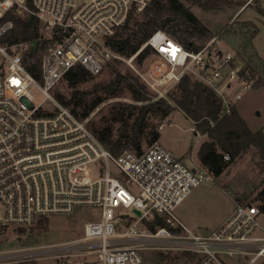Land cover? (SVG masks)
Listing matches in <instances>:
<instances>
[{"label": "built area", "instance_id": "2783aa9c", "mask_svg": "<svg viewBox=\"0 0 264 264\" xmlns=\"http://www.w3.org/2000/svg\"><path fill=\"white\" fill-rule=\"evenodd\" d=\"M152 1L0 0V227H30L91 208L97 218L85 221L81 236L39 253L56 257L55 264H90V256L101 264H144L146 250L191 253L193 264H264V213L257 204L236 202L215 229L194 232L175 210L193 188L214 181L206 166L188 165L159 140L115 155L89 118L55 96L75 68L96 76L113 61L133 62L146 46L153 57L139 75L156 98L190 75L215 90L226 113L254 88L245 62L222 47L210 49L212 41L194 50L157 29L131 56L113 51L108 37ZM32 14L37 36L11 41L15 17ZM41 48L38 79L28 65ZM33 86L44 95L39 102ZM157 216L166 224L150 227ZM37 252L0 251V264L30 261Z\"/></svg>", "mask_w": 264, "mask_h": 264}, {"label": "rangeland", "instance_id": "374dc122", "mask_svg": "<svg viewBox=\"0 0 264 264\" xmlns=\"http://www.w3.org/2000/svg\"><path fill=\"white\" fill-rule=\"evenodd\" d=\"M197 1V3L188 1L185 3L212 31L213 36L196 38V43L202 48L212 41L210 49L222 47L224 50H230L239 60L245 61L243 59H246L256 68L255 78L262 81L260 84L256 83L253 89L245 92L236 106L238 104L240 112L252 129L262 128L264 130V13L259 10L260 7L264 9V0H246L240 8H237L236 3L217 7L211 4L208 6L199 4L209 0ZM235 10L236 13H234ZM250 20L255 22L258 28L255 35H253L255 27L248 24ZM152 57V55L147 56L141 63L138 62V58L133 62L122 59L113 61L101 74L96 76L65 77L54 90L55 96L63 103L71 102L70 108L75 107L81 117L89 118L90 127L101 128L103 122H107L110 117L112 104L146 102V100L135 99L134 91L129 86L130 81L141 86L140 89L148 100L157 99L156 95L143 84L139 75L147 69ZM176 90L177 87H174L169 92H176ZM31 92L34 94L35 102L41 101L44 97L36 86L32 87ZM95 97L102 98L97 106L91 102ZM170 101L173 102L171 98ZM114 125V132H117L121 124L115 123ZM155 129L159 131V142L172 150L188 165L193 166L198 161L197 154L202 135L196 131L193 120L180 108L176 107L163 119L154 114L148 115L147 127L141 143L143 148L152 143L149 139ZM257 159L258 157L251 150L242 154L220 176L215 177L214 181L193 188L176 208V215L194 232L205 234L215 229L233 210L236 196L240 195L245 197L247 202L258 204L259 201L255 198L264 187V169L257 163ZM90 171L93 177H98L99 173L95 168H91ZM96 218V211L84 208L78 209L72 215L46 217L47 222L42 226L36 223L30 227H2L0 251L30 248L38 252L37 256L31 258L29 262L55 264L56 257H43L39 252L81 236L85 221ZM260 219L264 223V215H261ZM161 253L163 257L160 264L194 263V259L178 252L146 250L144 251V264H153L157 258L161 257ZM89 259L92 260L90 264H101L92 256ZM224 259L231 261L228 256H224Z\"/></svg>", "mask_w": 264, "mask_h": 264}, {"label": "trees", "instance_id": "16d2710c", "mask_svg": "<svg viewBox=\"0 0 264 264\" xmlns=\"http://www.w3.org/2000/svg\"><path fill=\"white\" fill-rule=\"evenodd\" d=\"M186 1L198 2L197 0H153L143 12L131 14L124 24L117 27L114 34L108 37V45L113 51L128 57L134 54L155 30L163 29L183 42L187 48L200 49L201 47L195 39L212 37L213 34L186 5ZM245 2L246 0H209L199 4L204 6L211 4L220 7L236 3L237 8H240ZM259 10L264 13L263 7H260ZM15 22L11 41H23L37 36L34 26L28 23L25 16H16ZM248 24L255 27L253 31V35H255L258 31L255 22L250 20ZM151 53L152 49L146 46L138 54V62L141 63ZM41 54L42 48L36 52H31V62L28 65L29 71L38 79L41 78ZM243 60H245L246 68L249 69L255 79L254 86L256 83L260 84L262 80L255 78L256 68L249 64L246 59ZM89 75L84 68L77 67L70 71L66 77H86ZM119 76L121 75L119 74ZM129 86L134 91L136 100H146V102L141 104L114 103L110 107V117L107 122H103L101 128L91 126L101 143L109 148L113 154L120 155L125 150L136 151L141 149L148 115L154 114L163 119L178 107L193 120L196 131L206 135V139L199 146L197 156L200 163L206 166L215 177L220 176L238 157L250 150L258 157L257 163L264 169V130L262 128L252 129L236 105L231 107L230 112H223L221 100L215 90L203 81L185 75L176 85V92H169L168 97L151 101L141 91L140 85L130 81ZM170 98L173 102L170 101ZM101 100V97H95L91 102L97 106ZM70 103L65 102L64 104L69 106ZM71 109L80 116L75 107ZM115 123L121 124L117 132H114ZM158 138L159 131L155 129L149 140L153 142ZM255 199L259 201L257 205L264 213V187ZM235 201L247 202L245 197L240 195L235 197ZM46 222V218L41 219L38 221V225L42 226ZM164 224L166 222L157 216L154 222L149 223V226L154 228L156 225ZM180 254L190 259L195 258L194 254L191 253ZM162 257L163 254L161 253V257L157 258L153 264H160ZM19 264L33 263L25 261Z\"/></svg>", "mask_w": 264, "mask_h": 264}, {"label": "water", "instance_id": "95a60500", "mask_svg": "<svg viewBox=\"0 0 264 264\" xmlns=\"http://www.w3.org/2000/svg\"><path fill=\"white\" fill-rule=\"evenodd\" d=\"M33 19H34V15L32 14V15L29 17V19H28V23H29L30 25H33ZM33 43H34V45L37 44L36 41H34ZM138 148H139V147H138ZM135 212H136L137 214H140V211L137 210V209H135Z\"/></svg>", "mask_w": 264, "mask_h": 264}, {"label": "crops", "instance_id": "0c3cea01", "mask_svg": "<svg viewBox=\"0 0 264 264\" xmlns=\"http://www.w3.org/2000/svg\"><path fill=\"white\" fill-rule=\"evenodd\" d=\"M260 87V86H259ZM237 108H238V110H239V112H240V109H239V107H238V104H237ZM240 114L242 115V113L240 112ZM243 116V115H242ZM202 135V140L201 141H203L204 139H206V135L205 134H201ZM198 157V156H197ZM198 159V158H197ZM200 161H199V159H198V161H196L195 163H199Z\"/></svg>", "mask_w": 264, "mask_h": 264}]
</instances>
